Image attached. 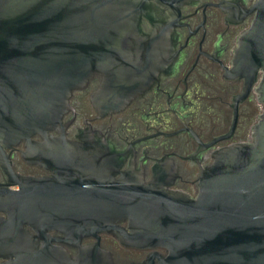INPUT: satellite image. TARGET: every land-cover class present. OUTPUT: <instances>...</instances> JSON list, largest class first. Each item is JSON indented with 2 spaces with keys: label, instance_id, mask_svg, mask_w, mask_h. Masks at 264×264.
Masks as SVG:
<instances>
[{
  "label": "water",
  "instance_id": "95a60500",
  "mask_svg": "<svg viewBox=\"0 0 264 264\" xmlns=\"http://www.w3.org/2000/svg\"><path fill=\"white\" fill-rule=\"evenodd\" d=\"M255 1L226 72L245 82L237 100L255 87L262 106L252 143L214 153L194 198L131 183L111 185L117 197L36 198L34 181L17 178L18 190L0 187V264H111L98 246L103 233L124 247L164 249L159 264H264V0ZM143 4L0 0V154L21 142L38 147L35 136L50 149L47 135L64 129L72 93L96 77L102 85L91 102L100 115L123 110L153 86L166 72L164 30L141 35ZM78 161L72 168L98 167ZM89 237L95 247L80 248ZM59 245L79 253L72 259Z\"/></svg>",
  "mask_w": 264,
  "mask_h": 264
},
{
  "label": "flooded vegetation",
  "instance_id": "af4514ba",
  "mask_svg": "<svg viewBox=\"0 0 264 264\" xmlns=\"http://www.w3.org/2000/svg\"><path fill=\"white\" fill-rule=\"evenodd\" d=\"M133 1L144 3L139 20L142 36L164 30L159 39L166 72L119 112L100 115L93 106L91 98L102 85L100 76L74 91L64 129L47 135L50 149L40 146L44 140L35 136L32 142L38 147L28 150L21 142L0 154V187L16 191L14 180L28 178L34 181L36 198L117 197L111 185L131 183L167 196L194 198L201 172L212 164L214 153L252 143L262 106L255 87L237 100L245 82L227 78L226 72L232 68L238 39L251 23L250 9L256 1ZM64 142L72 147L62 146ZM75 160L82 167H98L74 169ZM43 190L45 194L39 193ZM121 226L126 229V223ZM99 238L98 246L111 264H159V257L166 256L162 248L124 247L111 234ZM96 243L89 237L79 246L93 248ZM59 246L72 259L79 253L76 247Z\"/></svg>",
  "mask_w": 264,
  "mask_h": 264
},
{
  "label": "rangeland",
  "instance_id": "374dc122",
  "mask_svg": "<svg viewBox=\"0 0 264 264\" xmlns=\"http://www.w3.org/2000/svg\"><path fill=\"white\" fill-rule=\"evenodd\" d=\"M262 111V107H261V109H260V112Z\"/></svg>",
  "mask_w": 264,
  "mask_h": 264
}]
</instances>
